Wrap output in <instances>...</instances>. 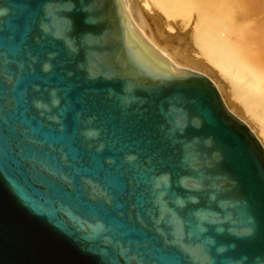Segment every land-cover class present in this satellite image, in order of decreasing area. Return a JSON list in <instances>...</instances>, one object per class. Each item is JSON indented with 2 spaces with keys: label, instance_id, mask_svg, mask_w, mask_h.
Returning <instances> with one entry per match:
<instances>
[{
  "label": "water",
  "instance_id": "water-1",
  "mask_svg": "<svg viewBox=\"0 0 264 264\" xmlns=\"http://www.w3.org/2000/svg\"><path fill=\"white\" fill-rule=\"evenodd\" d=\"M0 264H264L263 148L117 0H0Z\"/></svg>",
  "mask_w": 264,
  "mask_h": 264
},
{
  "label": "rangeland",
  "instance_id": "rangeland-1",
  "mask_svg": "<svg viewBox=\"0 0 264 264\" xmlns=\"http://www.w3.org/2000/svg\"><path fill=\"white\" fill-rule=\"evenodd\" d=\"M132 1L145 17V33L152 46L178 65L208 76L227 107L257 134V122L245 106L251 105L264 123V0ZM202 27L210 38L221 35L222 52L234 61L230 72L239 78L224 75L208 62L207 66L198 55L194 30ZM213 45L218 47L217 42Z\"/></svg>",
  "mask_w": 264,
  "mask_h": 264
},
{
  "label": "bare ground",
  "instance_id": "bare-ground-1",
  "mask_svg": "<svg viewBox=\"0 0 264 264\" xmlns=\"http://www.w3.org/2000/svg\"><path fill=\"white\" fill-rule=\"evenodd\" d=\"M117 1L119 3V11H120V14L122 16V23H123V26L125 28L126 38H128L132 42L137 43L140 55H142L146 59H150L152 62V65L155 67L156 70L163 72V73H170L173 75H183L187 72L196 73V72H193L191 70H188V69L178 65V63L174 62V60H172L169 57V55L167 53H165L164 51H162V50L158 51L155 49V47H154L155 45H154V43H152L151 38L145 33V27H146L145 17L143 15V13H141V9H139V7H137V5H135V3L132 0H117ZM194 33H195L194 36L196 38V44L199 47L198 48L199 49L198 55L199 56L201 55L204 58L207 66H209L208 63H210V65L215 67L214 69H216V70L218 69V70L222 71L224 73V75L226 73H231L230 70L232 68V65L234 64V61L232 60V58L230 59L226 53L222 52L223 51L222 49L225 47V44L221 43V41H220L221 35L220 34L213 35L215 37L210 38L205 33V31H203V27L195 29ZM145 37L148 39V41ZM214 42H217V44H218L217 48H216V46L213 45ZM152 44L154 46H152ZM236 63H238V62H236ZM197 74H199V73H197ZM203 76H205L209 79L208 76H206L204 74H203ZM232 77L233 78H239L236 74H232L231 78ZM209 80L212 82L211 79H209ZM213 85L216 88V85L214 83H213ZM217 91H218V89H217ZM218 93H219V91H218ZM219 95H220V93H219ZM220 97H221V95H220ZM221 100L223 101L222 97H221ZM224 102H223V104L225 105L226 109L231 114H233L236 118H238L239 120H241L245 124V122L239 116H237V114H235L233 112V110H231L229 107H227V104H225ZM250 106L251 105L245 106V110L248 111L247 113H251V115H253L254 120L257 122V125L259 127L258 133L256 134V133L252 132L251 129L246 124L245 125L249 128L251 133L255 136V138L257 139V141L259 142V144L261 145V147L264 150V123H263V119L259 113L253 112V110ZM241 110L243 112V109H241ZM242 112H240V113H242ZM246 115H248V114H246ZM246 115H244V117L247 118ZM247 119L249 120V117Z\"/></svg>",
  "mask_w": 264,
  "mask_h": 264
}]
</instances>
